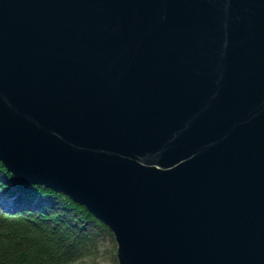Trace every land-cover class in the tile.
<instances>
[{"label": "water", "instance_id": "water-1", "mask_svg": "<svg viewBox=\"0 0 264 264\" xmlns=\"http://www.w3.org/2000/svg\"><path fill=\"white\" fill-rule=\"evenodd\" d=\"M0 158L119 264H264V0H0Z\"/></svg>", "mask_w": 264, "mask_h": 264}, {"label": "trees", "instance_id": "trees-1", "mask_svg": "<svg viewBox=\"0 0 264 264\" xmlns=\"http://www.w3.org/2000/svg\"><path fill=\"white\" fill-rule=\"evenodd\" d=\"M0 264H119L117 240L85 203L0 158Z\"/></svg>", "mask_w": 264, "mask_h": 264}, {"label": "rangeland", "instance_id": "rangeland-1", "mask_svg": "<svg viewBox=\"0 0 264 264\" xmlns=\"http://www.w3.org/2000/svg\"><path fill=\"white\" fill-rule=\"evenodd\" d=\"M1 203H2V205L4 206V207H11V204H6L5 202H4V200L3 201H1Z\"/></svg>", "mask_w": 264, "mask_h": 264}, {"label": "bare ground", "instance_id": "bare-ground-1", "mask_svg": "<svg viewBox=\"0 0 264 264\" xmlns=\"http://www.w3.org/2000/svg\"><path fill=\"white\" fill-rule=\"evenodd\" d=\"M6 164V163H5ZM9 168V167H8ZM12 170V169H11ZM14 172H16L15 170H13ZM17 173V172H16ZM19 174V173H18ZM20 175V174H19ZM21 176V175H20ZM22 177V176H21ZM26 180V179H25Z\"/></svg>", "mask_w": 264, "mask_h": 264}]
</instances>
